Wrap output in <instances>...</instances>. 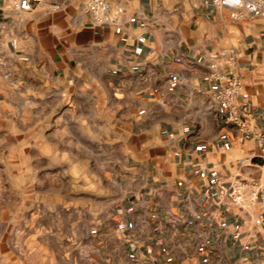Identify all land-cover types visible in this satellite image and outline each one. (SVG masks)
Returning a JSON list of instances; mask_svg holds the SVG:
<instances>
[{"label":"crops","instance_id":"obj_1","mask_svg":"<svg viewBox=\"0 0 264 264\" xmlns=\"http://www.w3.org/2000/svg\"><path fill=\"white\" fill-rule=\"evenodd\" d=\"M108 1L121 24L95 23L91 0L28 12L0 1V81L13 83L0 87V115L53 129L54 114L85 113L71 99H95L108 115L95 121L117 130L109 160L129 264H264V17L236 20L212 0ZM214 63L241 77L254 133L228 121ZM237 179L249 183L244 208L228 195Z\"/></svg>","mask_w":264,"mask_h":264},{"label":"rangeland","instance_id":"obj_2","mask_svg":"<svg viewBox=\"0 0 264 264\" xmlns=\"http://www.w3.org/2000/svg\"><path fill=\"white\" fill-rule=\"evenodd\" d=\"M79 101L85 113L54 114L53 129L0 115V264H129L114 204L124 189L109 160L121 154L117 130L95 121L108 115L94 113L92 96Z\"/></svg>","mask_w":264,"mask_h":264},{"label":"built area","instance_id":"obj_3","mask_svg":"<svg viewBox=\"0 0 264 264\" xmlns=\"http://www.w3.org/2000/svg\"><path fill=\"white\" fill-rule=\"evenodd\" d=\"M3 1V0H0ZM9 2L20 12L32 11L37 4L45 0H4ZM216 6L228 7L230 16L240 20L247 17H264V0H212ZM90 10L93 20L97 24H121L122 11L116 8L108 0H91ZM11 45L17 47V42L12 41ZM214 76L223 81L221 88L215 94V98L228 109V121L241 127L246 134L254 133V127L246 116H242L239 111V96L241 92V77L236 73H223L216 63L211 65ZM255 138L260 149V158L264 161V130L256 133ZM264 166V164H263ZM249 183L245 180L237 179L228 188V195L241 207H245L248 196ZM258 196L264 204V191H258ZM264 223V216L257 220Z\"/></svg>","mask_w":264,"mask_h":264},{"label":"bare ground","instance_id":"obj_4","mask_svg":"<svg viewBox=\"0 0 264 264\" xmlns=\"http://www.w3.org/2000/svg\"><path fill=\"white\" fill-rule=\"evenodd\" d=\"M24 18V17H23Z\"/></svg>","mask_w":264,"mask_h":264}]
</instances>
